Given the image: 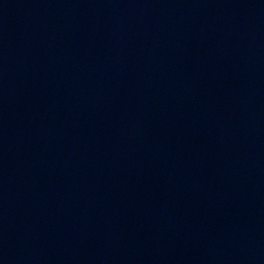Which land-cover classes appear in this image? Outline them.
<instances>
[{"label": "water", "instance_id": "95a60500", "mask_svg": "<svg viewBox=\"0 0 264 264\" xmlns=\"http://www.w3.org/2000/svg\"><path fill=\"white\" fill-rule=\"evenodd\" d=\"M20 264H264V0H118Z\"/></svg>", "mask_w": 264, "mask_h": 264}]
</instances>
